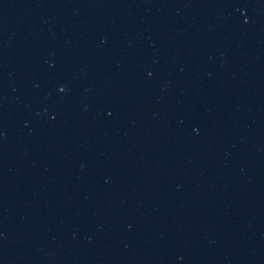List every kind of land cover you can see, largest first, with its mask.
Segmentation results:
<instances>
[{"label":"water","instance_id":"obj_1","mask_svg":"<svg viewBox=\"0 0 264 264\" xmlns=\"http://www.w3.org/2000/svg\"><path fill=\"white\" fill-rule=\"evenodd\" d=\"M0 264H264V0H0Z\"/></svg>","mask_w":264,"mask_h":264}]
</instances>
